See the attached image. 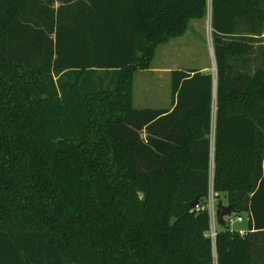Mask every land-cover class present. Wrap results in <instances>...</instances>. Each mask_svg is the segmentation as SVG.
<instances>
[{
    "label": "trees",
    "instance_id": "trees-1",
    "mask_svg": "<svg viewBox=\"0 0 264 264\" xmlns=\"http://www.w3.org/2000/svg\"><path fill=\"white\" fill-rule=\"evenodd\" d=\"M208 10L0 0V264H264V0H211L216 75L173 70L170 108L134 106ZM211 189L244 235L210 236Z\"/></svg>",
    "mask_w": 264,
    "mask_h": 264
},
{
    "label": "rangeland",
    "instance_id": "rangeland-1",
    "mask_svg": "<svg viewBox=\"0 0 264 264\" xmlns=\"http://www.w3.org/2000/svg\"><path fill=\"white\" fill-rule=\"evenodd\" d=\"M209 67L215 74V58L212 45L211 0L208 15L204 20H193L189 30L181 37L159 46L148 70L137 71L134 75V106L136 108H170L172 104L171 73L158 72L161 69H193ZM214 101V116L216 109ZM214 141V132H213ZM212 141V143H214ZM213 155L211 158V178L213 176ZM228 205L225 194H217L211 189L207 205H213L215 213L218 204ZM206 205V206H207ZM235 219V216L232 217ZM213 228L220 227L216 222ZM232 229L245 228V223L234 222Z\"/></svg>",
    "mask_w": 264,
    "mask_h": 264
},
{
    "label": "water",
    "instance_id": "water-1",
    "mask_svg": "<svg viewBox=\"0 0 264 264\" xmlns=\"http://www.w3.org/2000/svg\"><path fill=\"white\" fill-rule=\"evenodd\" d=\"M215 75H216V66H215ZM198 205V199L195 200L191 206L193 208H196ZM238 213V210L235 208V206L233 204H228V205H224L223 202L221 201L218 204V209L216 212V221L217 224L221 227H226L227 226V217H231L233 215H236Z\"/></svg>",
    "mask_w": 264,
    "mask_h": 264
},
{
    "label": "built area",
    "instance_id": "built-area-1",
    "mask_svg": "<svg viewBox=\"0 0 264 264\" xmlns=\"http://www.w3.org/2000/svg\"><path fill=\"white\" fill-rule=\"evenodd\" d=\"M207 209H208V212H209V215H210V219H211L210 236L212 238H215V236H216V229L212 227V226H214L213 224H215V222L217 223L215 209H214L213 205H207ZM234 216H235V219L232 218L233 216L226 218L227 224L229 226H231L234 222H238V223H248V221L251 220V216L249 214L239 215V216L238 215H234ZM245 232L246 231H240V233L242 235H244Z\"/></svg>",
    "mask_w": 264,
    "mask_h": 264
},
{
    "label": "crops",
    "instance_id": "crops-1",
    "mask_svg": "<svg viewBox=\"0 0 264 264\" xmlns=\"http://www.w3.org/2000/svg\"><path fill=\"white\" fill-rule=\"evenodd\" d=\"M191 26V25H190ZM158 50V49H157ZM156 56V55H155ZM198 69H200V70H202V71H209V67H203V68H198ZM173 70H175V69H173V68H168V69H161V70H159L158 72H163V73H171ZM171 107V106H170ZM245 225H247L246 223H245ZM248 226V225H247ZM247 229H248V227H245V228H239L238 230H240V231H247Z\"/></svg>",
    "mask_w": 264,
    "mask_h": 264
}]
</instances>
